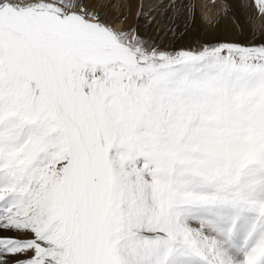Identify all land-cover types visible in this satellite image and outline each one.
<instances>
[{"label": "snow or ice", "instance_id": "obj_1", "mask_svg": "<svg viewBox=\"0 0 264 264\" xmlns=\"http://www.w3.org/2000/svg\"><path fill=\"white\" fill-rule=\"evenodd\" d=\"M117 6L0 0V264H264V0H156L237 33L179 50Z\"/></svg>", "mask_w": 264, "mask_h": 264}, {"label": "rangeland", "instance_id": "obj_2", "mask_svg": "<svg viewBox=\"0 0 264 264\" xmlns=\"http://www.w3.org/2000/svg\"><path fill=\"white\" fill-rule=\"evenodd\" d=\"M155 4L156 0H141L135 16H132L131 12L128 11L120 14L122 15L120 16L114 8H110L107 11L115 27L138 29L142 36L151 38L162 47L168 49H194L218 40L237 38V33L232 30L230 20L223 19L217 24L216 19L206 21L200 14L197 15L194 22L185 23L177 20L171 26V31H167L166 33L160 32L156 21L153 20L154 16L159 19L156 11H154ZM118 24L122 25L117 26Z\"/></svg>", "mask_w": 264, "mask_h": 264}, {"label": "bare ground", "instance_id": "obj_3", "mask_svg": "<svg viewBox=\"0 0 264 264\" xmlns=\"http://www.w3.org/2000/svg\"><path fill=\"white\" fill-rule=\"evenodd\" d=\"M141 0H116V4L118 5L115 7V11L118 12V14H124L125 11L131 12L132 16H135L139 9V3ZM121 4V5H119ZM122 16V15H120ZM206 21H213L215 19L214 16H204L202 17ZM209 20H207V19ZM122 24H118L117 26H121Z\"/></svg>", "mask_w": 264, "mask_h": 264}]
</instances>
